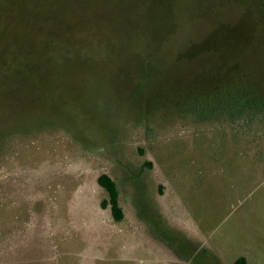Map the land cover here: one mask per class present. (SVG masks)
I'll use <instances>...</instances> for the list:
<instances>
[{"label": "rangeland", "instance_id": "1", "mask_svg": "<svg viewBox=\"0 0 264 264\" xmlns=\"http://www.w3.org/2000/svg\"><path fill=\"white\" fill-rule=\"evenodd\" d=\"M242 256L264 264L263 0H0V264Z\"/></svg>", "mask_w": 264, "mask_h": 264}, {"label": "trees", "instance_id": "2", "mask_svg": "<svg viewBox=\"0 0 264 264\" xmlns=\"http://www.w3.org/2000/svg\"><path fill=\"white\" fill-rule=\"evenodd\" d=\"M263 3H264V0H263ZM243 104L247 105L248 103L247 102L244 103L243 99H240L234 105H236L237 108L239 107L241 108ZM251 104L252 103H250V105ZM250 105L249 107H251ZM243 111L246 112L247 109L242 110V112ZM98 183L108 193V198L102 202V206L105 208L108 206L110 207L112 216L116 222L123 221L125 217V213L121 205L120 192H119L116 181L112 177H110L108 174L104 173L98 177ZM234 264H248V260L246 257L242 256L238 258Z\"/></svg>", "mask_w": 264, "mask_h": 264}]
</instances>
